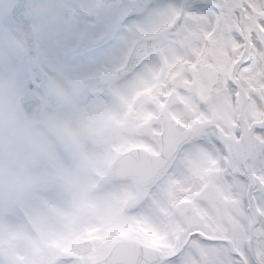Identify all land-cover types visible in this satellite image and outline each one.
<instances>
[{
  "label": "rangeland",
  "instance_id": "obj_1",
  "mask_svg": "<svg viewBox=\"0 0 264 264\" xmlns=\"http://www.w3.org/2000/svg\"><path fill=\"white\" fill-rule=\"evenodd\" d=\"M59 5H61L60 13H58V20H60L59 26L61 27L64 24V27L62 30H56V32L71 31L68 25L71 16L65 11V8L70 5L67 0H59ZM54 7H58L56 1L49 0L48 3V0H42L41 2V9L44 12V16L48 8L49 11H53ZM175 10L176 7H174L171 13ZM107 52H104L105 56ZM115 61V59L106 56L103 63L104 65H108L110 62ZM89 63H91V61L88 62V64ZM89 68H91L89 65L74 67L72 63L70 69L64 72L72 73L69 79L73 80L85 78L88 74L108 76V74L112 73L104 70L90 71L91 69ZM20 69L21 62H18V70L20 71ZM0 74L17 76V67L14 64H9L7 66L0 65ZM73 76L78 78H74ZM16 80L19 82L20 75ZM129 84L128 82L126 85L129 86ZM112 90L107 93L93 95V97L83 98L80 101H70V111L68 115L72 117L75 123L81 125L83 128V131L76 136L75 142L77 154L81 155L84 162L82 163L79 160L80 157L78 155L77 159L74 160L72 156H76V154L73 151H67L63 147H58L57 156L51 162V167L54 169L52 173L54 177V186L48 189L43 187L38 188L35 197L41 204L48 203L57 207L60 210V216L64 222L56 223V225L48 227L46 231H41L40 240L43 242L48 240L66 242L68 239L75 240L85 236L87 227L82 214L83 211H88V209L91 208L92 216L89 219L90 227L105 221V218L116 220V224H119L122 202L118 194L119 191L125 189V187L121 186L122 184H113L114 181L106 185L99 179V176H104L108 172V163L113 159L112 156L118 149L111 145L115 144L110 139L111 134L101 141H94L92 139L95 127L99 126L100 129H103L105 128L103 124L106 120L117 119L119 116L120 100L117 81H114ZM86 161L95 169L97 175L95 179L91 177L89 181L84 179V177L91 174L81 165L85 164ZM48 166V164L42 165V167ZM86 166L88 167V165ZM56 175L63 177L66 181L65 186L68 188L72 187L73 191L65 190L56 179ZM176 185L184 187V184L181 183H176ZM74 193L76 194L74 195ZM178 196L181 197V193H178ZM28 204L31 212L39 214L42 220L45 218L44 211L41 210L38 202L31 201V196H29L26 201L14 202L12 204H6L0 199V223L7 224V228L4 229V231L11 237H26L23 231V229H25V222L21 220V209H25ZM154 205L155 207L151 208L149 211L150 216L145 218L144 214L140 215V223L147 224L150 222L156 225V230L158 229L163 233H169L171 237L179 230L193 228L189 225L190 221L188 220V216H184V211H178L175 208H173L172 211L169 209L167 210L165 204H163L161 208H158L156 203ZM107 209L109 211L106 213ZM206 212L208 213L209 219L212 220L214 215L213 210L211 211V209L206 208ZM159 220H161V228H159L160 226L158 225ZM26 232L27 235H31L28 231ZM1 234L0 231V235ZM217 249L218 248L214 245H201L198 242H194L190 249L193 251L190 259L195 264H206L205 261L208 259H213L215 261V255L218 252ZM22 252L28 255L26 260L28 263L26 264H34L40 261L39 258L35 257L34 253H29L27 244L23 245ZM41 253L43 255L42 261H49L52 258L51 256L48 257L43 251H41ZM0 259V264H9L7 260Z\"/></svg>",
  "mask_w": 264,
  "mask_h": 264
},
{
  "label": "clouds",
  "instance_id": "obj_2",
  "mask_svg": "<svg viewBox=\"0 0 264 264\" xmlns=\"http://www.w3.org/2000/svg\"><path fill=\"white\" fill-rule=\"evenodd\" d=\"M61 69L44 83L46 96L39 109L26 111V90L11 75L0 74V199L6 204L26 201L37 188L53 180L51 162L58 147L83 131L68 115L70 101L83 87ZM48 164V167H42Z\"/></svg>",
  "mask_w": 264,
  "mask_h": 264
},
{
  "label": "snow or ice",
  "instance_id": "obj_3",
  "mask_svg": "<svg viewBox=\"0 0 264 264\" xmlns=\"http://www.w3.org/2000/svg\"><path fill=\"white\" fill-rule=\"evenodd\" d=\"M214 8L217 11V16L221 15L226 9L230 10L232 15L237 17L236 26L234 29L235 37L232 42L231 48L236 50V55L232 58L235 60V64L232 68L233 77L238 78L240 74L248 72L253 68L256 62L254 58L243 52L244 46H247L249 42L253 49L259 50L264 53V0H229L228 3H220L216 0ZM238 14V15H237ZM212 32L205 33L206 36L214 34ZM251 51V49L249 50ZM199 55V54H197ZM239 58H236V57ZM191 67H196V61L185 62ZM250 198L255 197V193H249ZM193 237L199 239V232L193 233ZM207 239V237H204ZM178 253L176 257L167 258L165 264H180V255ZM239 255V253H237Z\"/></svg>",
  "mask_w": 264,
  "mask_h": 264
},
{
  "label": "bare ground",
  "instance_id": "obj_4",
  "mask_svg": "<svg viewBox=\"0 0 264 264\" xmlns=\"http://www.w3.org/2000/svg\"><path fill=\"white\" fill-rule=\"evenodd\" d=\"M212 13H202L201 16H198L199 19L204 18L206 20H211L212 19ZM144 79H147V76L144 77Z\"/></svg>",
  "mask_w": 264,
  "mask_h": 264
},
{
  "label": "water",
  "instance_id": "obj_5",
  "mask_svg": "<svg viewBox=\"0 0 264 264\" xmlns=\"http://www.w3.org/2000/svg\"><path fill=\"white\" fill-rule=\"evenodd\" d=\"M32 111H33V109H32Z\"/></svg>",
  "mask_w": 264,
  "mask_h": 264
}]
</instances>
